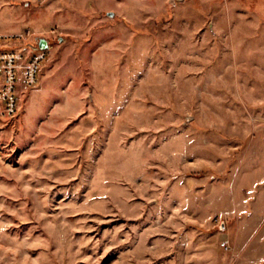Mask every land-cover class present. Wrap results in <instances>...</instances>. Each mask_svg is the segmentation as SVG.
Masks as SVG:
<instances>
[{
  "label": "rangeland",
  "instance_id": "rangeland-1",
  "mask_svg": "<svg viewBox=\"0 0 264 264\" xmlns=\"http://www.w3.org/2000/svg\"><path fill=\"white\" fill-rule=\"evenodd\" d=\"M27 30L0 264H264V0H0Z\"/></svg>",
  "mask_w": 264,
  "mask_h": 264
},
{
  "label": "built area",
  "instance_id": "built-area-1",
  "mask_svg": "<svg viewBox=\"0 0 264 264\" xmlns=\"http://www.w3.org/2000/svg\"><path fill=\"white\" fill-rule=\"evenodd\" d=\"M31 30L0 34V120L19 113V99L27 89L35 88L48 50H41L40 40L32 44Z\"/></svg>",
  "mask_w": 264,
  "mask_h": 264
},
{
  "label": "water",
  "instance_id": "water-1",
  "mask_svg": "<svg viewBox=\"0 0 264 264\" xmlns=\"http://www.w3.org/2000/svg\"><path fill=\"white\" fill-rule=\"evenodd\" d=\"M39 47L41 50H48L50 47H49V42L47 41V39L45 38L41 39Z\"/></svg>",
  "mask_w": 264,
  "mask_h": 264
}]
</instances>
